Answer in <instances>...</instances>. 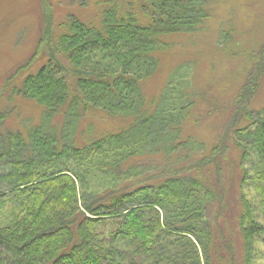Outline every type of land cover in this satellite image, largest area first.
Instances as JSON below:
<instances>
[{"label":"trees","instance_id":"trees-1","mask_svg":"<svg viewBox=\"0 0 264 264\" xmlns=\"http://www.w3.org/2000/svg\"><path fill=\"white\" fill-rule=\"evenodd\" d=\"M42 1L49 8L44 39L6 80L14 85L47 59L17 91L43 110L40 127L28 138L29 162L22 161L26 138L20 136L6 151L12 161L0 159V208L13 207L0 224V264H255L256 244H264L259 207L247 193L239 194L235 229L224 236L222 227L232 221L231 210L229 218L223 214L232 209L229 186H221L222 170L209 166L208 155L197 162L187 156V164L179 166L164 162L153 175L142 165L158 155L170 159L192 144L181 138V125L194 111H188L191 101L182 93L190 68L177 71L180 80L169 79L147 107L141 85L159 69L169 37L203 28L210 2L141 0L140 13L121 16L107 9L100 28L73 19L54 38L51 5ZM259 56L264 73V45ZM262 76L246 78L233 99L219 156L225 159L224 144L233 133L241 170L249 162L255 166V194L264 206V110L257 119L250 113ZM90 111L132 123L102 137L92 131L89 136L96 138L80 145L77 124ZM192 153L202 154L204 147H192ZM198 162L202 170L195 172ZM246 180L243 172L242 189Z\"/></svg>","mask_w":264,"mask_h":264},{"label":"rangeland","instance_id":"rangeland-1","mask_svg":"<svg viewBox=\"0 0 264 264\" xmlns=\"http://www.w3.org/2000/svg\"><path fill=\"white\" fill-rule=\"evenodd\" d=\"M45 1L51 5L54 38L64 33L66 30L64 31L63 24H70L73 19L100 28L107 9L124 16L128 12L140 13L142 4L141 0ZM208 2L212 6L211 16L203 28L194 34L169 37L166 40L169 43L168 48L159 56V69L141 85L143 105L147 107L158 100L169 79L175 82L180 80L179 74H175L177 71L185 73L184 68L187 66L190 68V74L186 76L188 83H184L187 87H184L182 93L191 101L188 103V111H194L181 125V138L184 140L188 138L192 144L178 149L169 157L170 159L158 155L156 161L147 158L142 165L148 171V175H153L151 173H157L166 166L161 165L164 162L179 166L187 164L190 159L194 162L200 161L208 155V161H212L209 166L222 170V173L218 172L217 177L221 186L225 188L229 186L227 200L232 209H223V214L229 218L227 214L231 210L232 221L230 218V224L225 223L222 230L224 236L230 238L235 229L234 211L239 209L240 202L237 198L242 192L247 193L250 199L257 203L259 214L264 220V206L256 197L255 184L252 180L251 171L255 166L249 162L243 166V171L241 170V154L235 152L233 148L234 139L231 138L233 133L224 144L225 159L219 156L226 137L221 138L232 101L243 87L246 78L251 75L263 76L257 93L251 99L250 113L257 119L259 113L264 110V73L260 72L258 64L260 50L264 45V0H208ZM44 7L42 0H0V159L6 155L5 159L10 162L11 154H6V151L11 145V139L20 136L26 138L22 140L21 148L25 152L22 161L28 164V157L32 155L28 150L31 142L28 138L33 136L42 123V108L33 102L23 100L17 91L21 90L26 78L40 71L47 63V59L43 58L34 63L14 81V85L12 83L6 85V80L16 69L28 63L37 52L41 39H44L48 22L46 14L49 10ZM147 21L142 22L146 24ZM61 121H65V118ZM131 123L132 119L125 117L109 118L97 111L86 112L77 124L79 144H88L96 138L94 137L96 134L102 137L126 129ZM63 124L60 123V127ZM92 131L96 134L89 136ZM58 132L62 133L60 130ZM61 133L58 134L60 139ZM189 140L186 141L189 143ZM197 146H203L204 153H192V147L195 149ZM215 147L221 150L216 153ZM199 150L198 148L197 151ZM201 164L198 162L193 171L202 170ZM243 172L246 173L247 180L242 189L239 181ZM7 200L12 202V198ZM11 209H13L11 205L5 210L0 208V224L7 222L6 218L9 217ZM254 262L264 264V244H256Z\"/></svg>","mask_w":264,"mask_h":264}]
</instances>
